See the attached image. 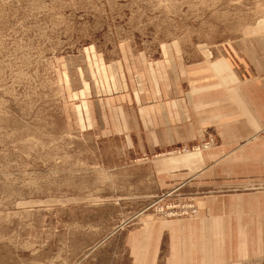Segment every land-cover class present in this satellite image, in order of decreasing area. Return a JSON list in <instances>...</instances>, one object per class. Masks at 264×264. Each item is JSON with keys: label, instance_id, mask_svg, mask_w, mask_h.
Listing matches in <instances>:
<instances>
[{"label": "rangeland", "instance_id": "374dc122", "mask_svg": "<svg viewBox=\"0 0 264 264\" xmlns=\"http://www.w3.org/2000/svg\"><path fill=\"white\" fill-rule=\"evenodd\" d=\"M263 31L264 0H0V264H132L141 216L197 217L193 196L209 189L157 186L154 155L105 134L102 116L88 122L75 91L120 92L123 70L162 43L208 60L211 45ZM102 68L110 91L91 77Z\"/></svg>", "mask_w": 264, "mask_h": 264}, {"label": "crops", "instance_id": "0c3cea01", "mask_svg": "<svg viewBox=\"0 0 264 264\" xmlns=\"http://www.w3.org/2000/svg\"><path fill=\"white\" fill-rule=\"evenodd\" d=\"M178 49L162 43L158 59L123 70L118 93L93 98L87 83L75 91L88 122L102 116L105 134H120L135 155H154L148 165L157 186L209 189L193 196L195 218L141 216L129 234L132 264H264V31L211 45L208 60ZM107 70L91 75L97 91H110ZM206 135L214 145L202 154L157 158Z\"/></svg>", "mask_w": 264, "mask_h": 264}, {"label": "bare ground", "instance_id": "6f19581e", "mask_svg": "<svg viewBox=\"0 0 264 264\" xmlns=\"http://www.w3.org/2000/svg\"><path fill=\"white\" fill-rule=\"evenodd\" d=\"M207 148V147H206Z\"/></svg>", "mask_w": 264, "mask_h": 264}]
</instances>
